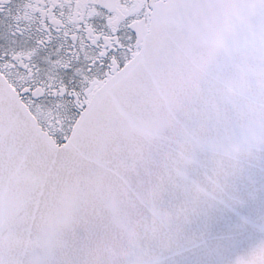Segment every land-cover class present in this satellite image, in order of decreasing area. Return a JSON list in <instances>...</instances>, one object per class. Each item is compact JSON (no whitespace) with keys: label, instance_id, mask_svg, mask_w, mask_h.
Segmentation results:
<instances>
[{"label":"snow or ice","instance_id":"obj_1","mask_svg":"<svg viewBox=\"0 0 264 264\" xmlns=\"http://www.w3.org/2000/svg\"><path fill=\"white\" fill-rule=\"evenodd\" d=\"M0 264H264V0H0Z\"/></svg>","mask_w":264,"mask_h":264}]
</instances>
